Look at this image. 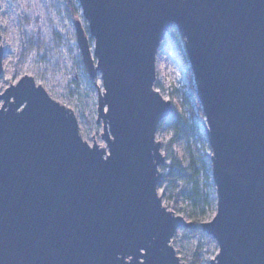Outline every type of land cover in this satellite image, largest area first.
<instances>
[{"label":"water","instance_id":"95a60500","mask_svg":"<svg viewBox=\"0 0 264 264\" xmlns=\"http://www.w3.org/2000/svg\"><path fill=\"white\" fill-rule=\"evenodd\" d=\"M77 2L106 145L85 140L33 76L0 92V264H187L172 240L194 222L158 191L156 133L175 109L155 88L156 61L174 30L212 151L217 211L201 223L219 244L211 264H264V0ZM4 58L0 43V78Z\"/></svg>","mask_w":264,"mask_h":264},{"label":"rangeland","instance_id":"374dc122","mask_svg":"<svg viewBox=\"0 0 264 264\" xmlns=\"http://www.w3.org/2000/svg\"><path fill=\"white\" fill-rule=\"evenodd\" d=\"M78 7L76 18L88 33V22L79 4ZM74 19L64 0H0V43L5 49L0 92L22 76L31 75L52 98L73 109L85 140L106 145L103 125L97 122L98 91L103 90V84L100 79H91L86 70ZM156 67L155 88L172 102L174 114L183 120L180 128L159 125L157 129L156 137L165 157L159 167V194L168 209L187 221L194 222L196 217L201 223L211 221L217 211V195L205 116L202 108L188 99L191 81L169 35L158 49ZM196 191L208 197L209 202L196 207ZM172 245L187 264H211L219 252L218 241L201 225L178 229Z\"/></svg>","mask_w":264,"mask_h":264},{"label":"trees","instance_id":"16d2710c","mask_svg":"<svg viewBox=\"0 0 264 264\" xmlns=\"http://www.w3.org/2000/svg\"><path fill=\"white\" fill-rule=\"evenodd\" d=\"M64 1L66 3L68 11L71 13V15L74 18H76L78 16V9H79L77 0H64ZM172 39H173V44H174V48H175V51L177 53V56H178V58L182 64V66L186 70V73H187V75L191 81V93L189 94L188 99H191L194 102V104L198 108H200L201 105H200V102L197 98L196 89L194 86L192 69L190 67L188 56H187V53H186L185 48H184V39L177 32V30H174ZM191 111H192V113L194 112L193 109H191ZM201 118H203V117L201 116ZM159 125L160 126L167 125L169 127L180 128L183 126V120L180 117H178L177 115L173 114L171 117L162 120ZM209 169L211 170V168H209ZM194 196H196V197H194L193 203L196 207L199 206V204L201 202H203L205 204H207L209 202V198L208 197H202L203 195L198 193V191H196V194H194ZM199 225H201L200 217H196L194 220V226H199Z\"/></svg>","mask_w":264,"mask_h":264}]
</instances>
